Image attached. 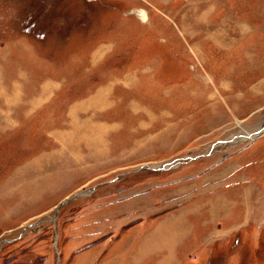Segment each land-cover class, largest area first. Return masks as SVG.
I'll list each match as a JSON object with an SVG mask.
<instances>
[{"label":"rangeland","instance_id":"obj_1","mask_svg":"<svg viewBox=\"0 0 264 264\" xmlns=\"http://www.w3.org/2000/svg\"><path fill=\"white\" fill-rule=\"evenodd\" d=\"M263 126L264 0H0V264H142L103 207L219 175L168 264H264Z\"/></svg>","mask_w":264,"mask_h":264},{"label":"crops","instance_id":"obj_2","mask_svg":"<svg viewBox=\"0 0 264 264\" xmlns=\"http://www.w3.org/2000/svg\"><path fill=\"white\" fill-rule=\"evenodd\" d=\"M224 181V176L219 175L202 183L201 180L192 182L190 186L158 188V193L154 194L138 191L103 208H111L112 215L119 219L118 224L126 226L127 233L132 234L128 244L133 248L129 251L140 258L142 264H148L150 258H156L157 264H168L197 237L204 235L206 241L207 229L216 227V220L232 218L240 227L241 215L246 214L249 219L250 205H239L236 199L219 193L208 194L224 187Z\"/></svg>","mask_w":264,"mask_h":264},{"label":"bare ground","instance_id":"obj_3","mask_svg":"<svg viewBox=\"0 0 264 264\" xmlns=\"http://www.w3.org/2000/svg\"><path fill=\"white\" fill-rule=\"evenodd\" d=\"M140 13H141L144 17L146 16L145 13H144L143 11H141V10H140ZM143 16H142V17H143ZM263 128H264V126H263ZM251 136L254 137L255 135L251 134Z\"/></svg>","mask_w":264,"mask_h":264},{"label":"water","instance_id":"obj_4","mask_svg":"<svg viewBox=\"0 0 264 264\" xmlns=\"http://www.w3.org/2000/svg\"><path fill=\"white\" fill-rule=\"evenodd\" d=\"M72 196H69L68 198L64 199L62 202H60L59 205H61L62 203H64L66 200L70 199Z\"/></svg>","mask_w":264,"mask_h":264}]
</instances>
